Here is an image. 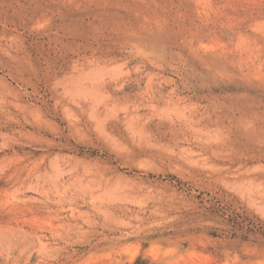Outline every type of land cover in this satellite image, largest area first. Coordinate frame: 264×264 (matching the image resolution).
Segmentation results:
<instances>
[{
    "label": "rangeland",
    "instance_id": "1",
    "mask_svg": "<svg viewBox=\"0 0 264 264\" xmlns=\"http://www.w3.org/2000/svg\"><path fill=\"white\" fill-rule=\"evenodd\" d=\"M0 264H264V0H0Z\"/></svg>",
    "mask_w": 264,
    "mask_h": 264
},
{
    "label": "bare ground",
    "instance_id": "2",
    "mask_svg": "<svg viewBox=\"0 0 264 264\" xmlns=\"http://www.w3.org/2000/svg\"><path fill=\"white\" fill-rule=\"evenodd\" d=\"M127 107V106H126ZM134 108V107H133Z\"/></svg>",
    "mask_w": 264,
    "mask_h": 264
}]
</instances>
